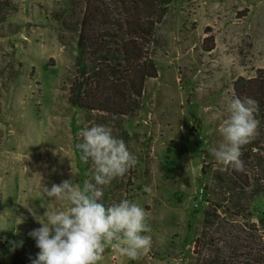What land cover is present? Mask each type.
I'll list each match as a JSON object with an SVG mask.
<instances>
[{
    "label": "rangeland",
    "instance_id": "1",
    "mask_svg": "<svg viewBox=\"0 0 264 264\" xmlns=\"http://www.w3.org/2000/svg\"><path fill=\"white\" fill-rule=\"evenodd\" d=\"M9 1L0 19V264H31L39 249L28 233L46 222L45 211L69 207L47 198L45 186L93 180L94 165L76 146L96 124L111 128L138 160L104 186L101 202H136L151 227L146 255L130 260L108 248L98 264H198L194 242L210 208L201 170L204 163L210 173L224 169L210 151L223 142L218 128L236 87L249 97L264 71V0H175L150 47L158 76L127 117L69 102L81 7ZM250 208L264 233V195Z\"/></svg>",
    "mask_w": 264,
    "mask_h": 264
},
{
    "label": "trees",
    "instance_id": "2",
    "mask_svg": "<svg viewBox=\"0 0 264 264\" xmlns=\"http://www.w3.org/2000/svg\"><path fill=\"white\" fill-rule=\"evenodd\" d=\"M175 0H71L81 7L77 24L76 71L70 104L115 117L134 115L148 80L158 76L150 47ZM11 3L0 0V19ZM257 101L258 134L243 146L244 172L210 173L204 163L207 202L203 229L194 242L198 264H264V233L253 221L251 204L264 195V71L250 82ZM238 97L242 93L237 89Z\"/></svg>",
    "mask_w": 264,
    "mask_h": 264
},
{
    "label": "clouds",
    "instance_id": "3",
    "mask_svg": "<svg viewBox=\"0 0 264 264\" xmlns=\"http://www.w3.org/2000/svg\"><path fill=\"white\" fill-rule=\"evenodd\" d=\"M257 111V101L248 96L234 97L228 105L229 115L218 128L223 142L210 149L225 170L245 171L242 148L258 134ZM81 137L83 142L76 147L83 161L93 163V180L80 186L66 179L44 187L47 198L66 200L69 207L45 211L46 222L37 221L41 227L28 233L39 249L35 258L30 257L31 264H98L108 248L130 260L150 251L151 236L147 233L151 227L145 209L128 199L109 206L101 202L104 186L133 169L137 157L104 125L84 129ZM143 191L151 193L152 189L145 185Z\"/></svg>",
    "mask_w": 264,
    "mask_h": 264
}]
</instances>
